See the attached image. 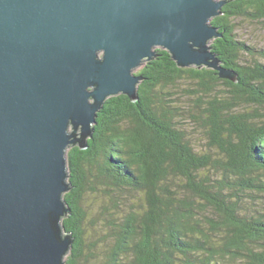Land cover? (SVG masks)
I'll list each match as a JSON object with an SVG mask.
<instances>
[{"label": "trees", "instance_id": "1", "mask_svg": "<svg viewBox=\"0 0 264 264\" xmlns=\"http://www.w3.org/2000/svg\"><path fill=\"white\" fill-rule=\"evenodd\" d=\"M219 1L226 4L211 24L221 37L210 48L237 82L206 67L180 68L157 49L137 73L138 99L120 94L105 102L88 147L67 153L71 189L64 198L71 213L62 224L74 243L65 264L81 262L85 194L100 188L121 195L112 201L106 264H225L226 258L264 264V249L257 247L264 245V212L245 205L264 199V50L239 41L234 23L264 24V0ZM184 81L196 86L191 108L175 103ZM182 120L223 157L197 152ZM124 193L140 196L141 204L127 203ZM208 209L217 221L201 218ZM215 232L227 243L213 242Z\"/></svg>", "mask_w": 264, "mask_h": 264}, {"label": "water", "instance_id": "2", "mask_svg": "<svg viewBox=\"0 0 264 264\" xmlns=\"http://www.w3.org/2000/svg\"><path fill=\"white\" fill-rule=\"evenodd\" d=\"M225 4L0 0V264H65L68 150L88 147L109 98L138 99L134 71L157 49L237 82L210 48Z\"/></svg>", "mask_w": 264, "mask_h": 264}, {"label": "rangeland", "instance_id": "3", "mask_svg": "<svg viewBox=\"0 0 264 264\" xmlns=\"http://www.w3.org/2000/svg\"><path fill=\"white\" fill-rule=\"evenodd\" d=\"M237 25L236 35L237 39L241 42H245L246 44L258 49L264 50V24L262 23H252L248 20L237 19L234 21ZM215 40V39H214ZM213 40V41H214ZM212 42V41H211ZM143 65L136 69L134 73H137L142 69ZM196 68L197 66H193ZM206 67V66H205ZM191 68V67H189ZM208 68V67H206ZM210 69V68H209ZM214 70V69H213ZM225 80V79H224ZM223 88V87H222ZM221 88V91L223 89ZM196 89L195 84H191L188 81L182 82L177 91L175 93L176 97H178V101L175 103L182 104L185 108H191V104L194 103L193 100L189 99V95L191 92ZM187 91V92H186ZM186 95V96H185ZM180 126L183 129H186V134L188 138H190L194 149L199 153L212 152L214 158H222L223 155L221 152L214 148L215 150L210 151L209 140L204 135V133L197 128L192 122L182 120ZM71 131H74L71 128ZM81 129L77 131L78 138L81 137ZM219 153L222 155L218 156ZM99 193H91L90 191L85 194L84 200V208L87 214V220L84 224L85 235L83 238V257L81 259L80 264H106L108 253L110 247L113 245L111 239V229L109 221L115 218V208L113 205V200H119L121 195H116L115 191L104 190L102 188L99 189ZM127 197V203H131L132 200L134 205H140L141 203L137 202L140 199V196L131 195L129 193H124ZM246 207L249 209H258L264 212V199H259L256 205L252 201V199H247ZM138 207V206H137ZM216 212L208 209L206 211H202L201 218H210L214 221H217ZM204 227L211 231L208 227V224L203 222ZM214 233V232H213ZM224 234L219 232H215V236L212 237L213 242L217 243V245L223 244V242L227 243V240H222ZM259 249H264V245H258ZM67 257L65 258V260ZM225 264H242L237 259H234V262H230L229 258L224 260Z\"/></svg>", "mask_w": 264, "mask_h": 264}]
</instances>
